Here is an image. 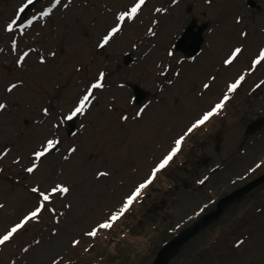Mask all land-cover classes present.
Wrapping results in <instances>:
<instances>
[{
    "label": "rangeland",
    "instance_id": "374dc122",
    "mask_svg": "<svg viewBox=\"0 0 264 264\" xmlns=\"http://www.w3.org/2000/svg\"><path fill=\"white\" fill-rule=\"evenodd\" d=\"M253 1L144 0L119 21L140 0H41L25 13L29 0H0V237L40 208L0 244V264H152L221 198L264 175V128L246 134L264 120V0ZM193 22L203 42L188 58L175 44ZM134 86L149 93L140 103ZM85 95L84 114L65 120ZM177 140L124 217L88 236ZM169 264H264V184Z\"/></svg>",
    "mask_w": 264,
    "mask_h": 264
},
{
    "label": "water",
    "instance_id": "95a60500",
    "mask_svg": "<svg viewBox=\"0 0 264 264\" xmlns=\"http://www.w3.org/2000/svg\"><path fill=\"white\" fill-rule=\"evenodd\" d=\"M41 0H32V3L29 4L27 7L24 8L22 13H25L27 9H29L33 4L39 2ZM250 7H256V3L253 0H246ZM196 26V23L193 22L185 31L184 36L180 38L175 44V50L178 52L183 53L188 58L194 57L199 51L200 46L202 44V40H199L198 36H194L197 39H194L191 32H193V28ZM204 27H198L199 33L203 30ZM188 40H195L192 44L187 42ZM193 47V48H192ZM135 94V102L140 103L145 97L148 96L149 93L145 92L139 86H134L132 88ZM264 128V120L257 119L252 122L246 129L247 135L255 134L261 131ZM74 130V125L71 124V132ZM71 132L69 134H71ZM264 183V175L260 176L259 178L251 181L250 183L238 188L237 190L232 191L230 194L221 198L216 206L215 209L211 212L206 213L205 215L201 216L198 221H196L190 227L184 229L178 235L173 237L170 241L164 244L161 249L158 251L157 256L152 264H169L181 251V249L195 236H197L202 230L206 229L211 223L218 220L225 209L229 207L231 204L235 203L236 201L240 200L241 198L248 195L254 189L259 187Z\"/></svg>",
    "mask_w": 264,
    "mask_h": 264
},
{
    "label": "snow or ice",
    "instance_id": "6c2138e0",
    "mask_svg": "<svg viewBox=\"0 0 264 264\" xmlns=\"http://www.w3.org/2000/svg\"><path fill=\"white\" fill-rule=\"evenodd\" d=\"M144 2V0H140V3L135 5L134 7L131 8L130 13H122L117 19L119 21H124L125 20V16L127 15L128 18H132L133 15H135L137 13L138 8L140 7V4H142ZM32 3V0H29V4ZM57 3H59V0H57ZM24 9H21V12H23ZM46 16L48 15V12L44 13ZM26 26V25H25ZM8 30L11 31L12 29V24L9 23L7 25ZM119 31V28L117 27H113L111 29V31L105 35L103 37L102 43H101V47H103L104 44H107L110 37L117 33ZM241 51L240 48H236L235 52L233 53V55H235L236 53H239ZM261 56L264 57V52H261ZM43 62V61H41ZM231 60H225V64H230ZM243 77L240 78V80H242ZM240 80H237L235 83H232L229 87V91L235 90L238 87V84L240 83ZM100 87H102V85L100 83H93L91 85L92 89H99ZM205 88H208V85H204ZM225 100H227V96L224 97ZM90 100V95H85L83 97V99H81L78 103L77 106H75V108L69 112V114L67 116L64 117L65 120L71 121L75 116L77 115H83L84 114V110H85V105L88 103V101ZM5 107V105L0 104V109H3ZM222 104L221 103H217L215 105V107L207 112L206 114L203 115V118L201 120H198L193 126L192 128L188 129L189 132H191L193 130V128H195L198 125H202L204 124L205 121H207L209 119L210 116H212L215 112H217L219 109H221ZM45 115H47V112H45ZM53 141L49 140L48 141V148H52L53 146ZM176 147L172 149V151L165 156L161 162L158 163L157 166H155L149 176V178H147L144 182L140 183L138 187L135 188V190L128 195V197L122 202V206L119 208V211L116 212H112L110 215L107 216L106 219H104L101 222H98V224L96 226L93 227L92 230H90L87 235L90 237H96L97 236V232L100 230H111L113 228L114 223H116L117 221H119L121 218L124 217V215L130 210V206L134 203V201L139 197V195L141 194V192L147 188L150 184L153 183V181L155 180L157 173L162 172L166 166L169 165V163L172 161L173 157L176 155L177 150L179 149V146L181 145V140H177L176 142ZM45 153L44 151H40L37 152L36 158L40 159L41 156H43ZM257 167H259V165H257ZM27 172L31 173L34 171L33 167H28ZM100 175H106V173H100ZM204 181H200V183H203ZM33 192L37 191L36 189H32ZM59 191L61 193H67L68 189L66 187H60ZM45 200H48L47 196H44ZM40 212V208L37 207L36 210L32 211L28 216H25L23 220H21L19 223H17L14 227L11 228V230L3 235L2 237H0V244H3L4 242L8 241L10 239V237L13 235V233H16L18 229H21L25 226L26 222L29 221L30 219L36 218L38 216V213Z\"/></svg>",
    "mask_w": 264,
    "mask_h": 264
},
{
    "label": "clouds",
    "instance_id": "9594fccd",
    "mask_svg": "<svg viewBox=\"0 0 264 264\" xmlns=\"http://www.w3.org/2000/svg\"><path fill=\"white\" fill-rule=\"evenodd\" d=\"M131 239H132V238H129L130 241H131ZM137 239H139V240H143L144 238H137Z\"/></svg>",
    "mask_w": 264,
    "mask_h": 264
}]
</instances>
